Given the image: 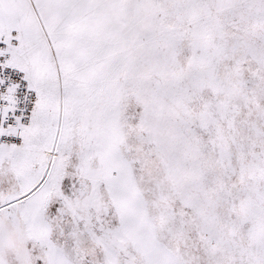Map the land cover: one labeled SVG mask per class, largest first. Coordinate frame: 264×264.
<instances>
[{"label":"snow or ice","instance_id":"1","mask_svg":"<svg viewBox=\"0 0 264 264\" xmlns=\"http://www.w3.org/2000/svg\"><path fill=\"white\" fill-rule=\"evenodd\" d=\"M0 264H264V0H0Z\"/></svg>","mask_w":264,"mask_h":264}]
</instances>
